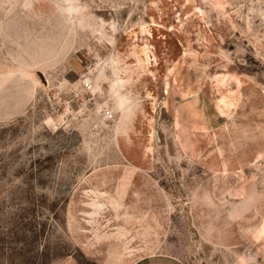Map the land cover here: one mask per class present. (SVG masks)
Listing matches in <instances>:
<instances>
[{"label": "rangeland", "instance_id": "374dc122", "mask_svg": "<svg viewBox=\"0 0 264 264\" xmlns=\"http://www.w3.org/2000/svg\"><path fill=\"white\" fill-rule=\"evenodd\" d=\"M264 264V0H0V264Z\"/></svg>", "mask_w": 264, "mask_h": 264}, {"label": "crops", "instance_id": "0c3cea01", "mask_svg": "<svg viewBox=\"0 0 264 264\" xmlns=\"http://www.w3.org/2000/svg\"><path fill=\"white\" fill-rule=\"evenodd\" d=\"M139 264H178L176 262L170 261L168 259H156L154 261H151L150 263L148 262H141Z\"/></svg>", "mask_w": 264, "mask_h": 264}]
</instances>
